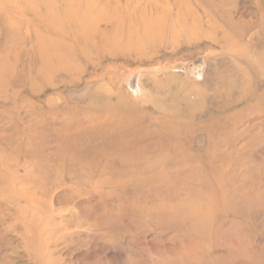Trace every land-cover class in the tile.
<instances>
[{
    "label": "rangeland",
    "instance_id": "1",
    "mask_svg": "<svg viewBox=\"0 0 264 264\" xmlns=\"http://www.w3.org/2000/svg\"><path fill=\"white\" fill-rule=\"evenodd\" d=\"M0 264H264V0H0Z\"/></svg>",
    "mask_w": 264,
    "mask_h": 264
}]
</instances>
